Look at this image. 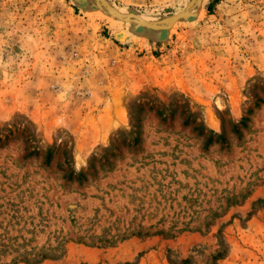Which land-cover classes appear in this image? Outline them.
Segmentation results:
<instances>
[{
  "label": "rangeland",
  "instance_id": "rangeland-1",
  "mask_svg": "<svg viewBox=\"0 0 264 264\" xmlns=\"http://www.w3.org/2000/svg\"><path fill=\"white\" fill-rule=\"evenodd\" d=\"M0 264H264V0H0Z\"/></svg>",
  "mask_w": 264,
  "mask_h": 264
},
{
  "label": "bare ground",
  "instance_id": "bare-ground-1",
  "mask_svg": "<svg viewBox=\"0 0 264 264\" xmlns=\"http://www.w3.org/2000/svg\"><path fill=\"white\" fill-rule=\"evenodd\" d=\"M107 8H108V10H110L112 13H114V14H117L111 7H109L108 5H107ZM110 12V13H111ZM187 11L186 10H181V11H179L177 14H174V15H171V16H169L168 18H167V24L165 25V27L164 26H157V24H155V23H152V22H147V21H145V20H143V19H141V18H138V21H139V24L140 25H143V26H145V27H147V28H149V29H156V28H161V29H166L167 27H169V25L171 24V23H173L174 21H175V19L178 17V16H180V15H187ZM118 16H121L120 14H117Z\"/></svg>",
  "mask_w": 264,
  "mask_h": 264
},
{
  "label": "trees",
  "instance_id": "trees-1",
  "mask_svg": "<svg viewBox=\"0 0 264 264\" xmlns=\"http://www.w3.org/2000/svg\"><path fill=\"white\" fill-rule=\"evenodd\" d=\"M168 231H169V229H167V231H165V232H168ZM162 232H164L162 229L156 230V233H162ZM136 233L138 234L139 231H136ZM46 257H47V255L45 253L39 254V259H43V258H46Z\"/></svg>",
  "mask_w": 264,
  "mask_h": 264
},
{
  "label": "water",
  "instance_id": "water-1",
  "mask_svg": "<svg viewBox=\"0 0 264 264\" xmlns=\"http://www.w3.org/2000/svg\"><path fill=\"white\" fill-rule=\"evenodd\" d=\"M178 12H176L175 14H177ZM174 15V14H173ZM181 16H185V15H180V16H178L176 19H178L179 17H181ZM175 19V20H176ZM167 20V19H166ZM165 24H167V21H166V23ZM157 26H165V25H157ZM158 29V28H157ZM159 29H161L160 27H159Z\"/></svg>",
  "mask_w": 264,
  "mask_h": 264
}]
</instances>
